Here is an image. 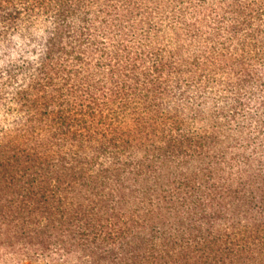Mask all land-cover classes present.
Segmentation results:
<instances>
[{
  "label": "trees",
  "instance_id": "1",
  "mask_svg": "<svg viewBox=\"0 0 264 264\" xmlns=\"http://www.w3.org/2000/svg\"><path fill=\"white\" fill-rule=\"evenodd\" d=\"M0 264H264V0H0Z\"/></svg>",
  "mask_w": 264,
  "mask_h": 264
}]
</instances>
